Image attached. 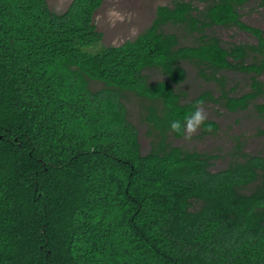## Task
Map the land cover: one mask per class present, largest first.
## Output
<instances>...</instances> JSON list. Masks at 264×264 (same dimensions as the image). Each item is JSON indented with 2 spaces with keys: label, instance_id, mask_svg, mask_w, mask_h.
I'll return each mask as SVG.
<instances>
[{
  "label": "trees",
  "instance_id": "obj_1",
  "mask_svg": "<svg viewBox=\"0 0 264 264\" xmlns=\"http://www.w3.org/2000/svg\"><path fill=\"white\" fill-rule=\"evenodd\" d=\"M247 1L173 0L135 38L105 45L103 0L62 12L0 0V264H264V153L214 171V155L169 140L185 135L171 121L206 101L236 112L264 94V32L242 19ZM170 25L199 41L182 44ZM218 25L257 41L225 46L205 33ZM184 62L218 89L184 100ZM227 71L249 74L250 89L232 95ZM130 93L155 130L147 153Z\"/></svg>",
  "mask_w": 264,
  "mask_h": 264
},
{
  "label": "rangeland",
  "instance_id": "obj_2",
  "mask_svg": "<svg viewBox=\"0 0 264 264\" xmlns=\"http://www.w3.org/2000/svg\"><path fill=\"white\" fill-rule=\"evenodd\" d=\"M47 1L51 9L56 12L66 10L72 2V0ZM159 5H173V0H103L102 6L95 15L97 28L104 33L103 44L120 45L128 39L135 38L152 23ZM194 5L202 9L205 4L194 1ZM239 10L245 22L261 28L264 32V0H248ZM167 31L177 32L182 44L199 41V34H191L183 27L170 25L167 26ZM205 33L219 37L225 46L257 41L250 32L234 26H212L207 28ZM184 66L188 71L187 77L179 85L184 100L206 90L218 89L215 81H209L200 75L197 65L184 62ZM150 74L152 79L161 77L159 71L156 70L151 71ZM225 74L228 77V87L234 88L231 91L232 95H240L250 89L249 74L240 71H227ZM260 80L264 83V73L260 76ZM100 85H102L101 82L92 83L93 87ZM217 92L215 95H219ZM125 102L129 106L130 119L139 129L141 149L143 153H147L152 147L154 133H150L153 128L145 118L146 111L142 106L143 102L132 93L125 99ZM258 103H264V94L254 100L246 110L236 112L219 103L206 101L201 105V108L206 112V120L216 121L219 128L204 132V127L201 124L197 131L191 135V138L185 135L182 137L170 136L169 140L174 145L214 155L211 160V169L214 171L226 167L240 153H264V112L255 108V104ZM239 142L242 145L240 151L237 148Z\"/></svg>",
  "mask_w": 264,
  "mask_h": 264
},
{
  "label": "clouds",
  "instance_id": "obj_3",
  "mask_svg": "<svg viewBox=\"0 0 264 264\" xmlns=\"http://www.w3.org/2000/svg\"><path fill=\"white\" fill-rule=\"evenodd\" d=\"M206 118L205 110L197 107L186 115L183 121L179 119L172 120L170 128L173 131H182L186 137L191 138V135L197 131Z\"/></svg>",
  "mask_w": 264,
  "mask_h": 264
}]
</instances>
